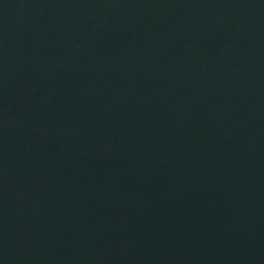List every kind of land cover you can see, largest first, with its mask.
Segmentation results:
<instances>
[{"label":"water","instance_id":"water-1","mask_svg":"<svg viewBox=\"0 0 264 264\" xmlns=\"http://www.w3.org/2000/svg\"><path fill=\"white\" fill-rule=\"evenodd\" d=\"M0 264H264V0H0Z\"/></svg>","mask_w":264,"mask_h":264}]
</instances>
